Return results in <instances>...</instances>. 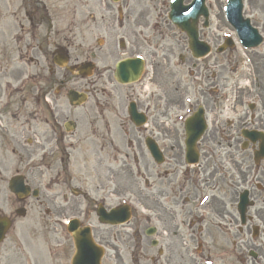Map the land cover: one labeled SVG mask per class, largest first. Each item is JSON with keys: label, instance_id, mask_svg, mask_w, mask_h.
<instances>
[{"label": "flooded vegetation", "instance_id": "1", "mask_svg": "<svg viewBox=\"0 0 264 264\" xmlns=\"http://www.w3.org/2000/svg\"><path fill=\"white\" fill-rule=\"evenodd\" d=\"M23 3L31 7L28 12L23 6L19 13V29L14 35L17 59L10 60L8 29L0 59V220L9 222L0 242V264H32L19 238L25 236V226L30 228L27 246L37 226L45 237L50 231L57 235L58 222L65 216H82V225L91 227L93 237L101 240L105 229L100 230L96 215L99 207L104 208L101 199L119 200L129 193L135 202L146 200V206L140 203L149 218L137 217L133 239L137 244L145 240L150 264H264V210L256 211L263 221L261 227L245 228L258 242V247H249L244 231L234 234L231 223L225 226L228 215L234 219L228 213L234 177L221 188L225 194L211 195L230 171L223 168L227 162L218 154L223 148L221 134L228 136L234 130V147L231 150L227 145L229 151L222 155L234 156L233 165L245 164L248 175L241 185L233 186L235 192L246 187L249 193L252 188L259 190L249 177L262 168L257 166L250 175V152L238 142L239 128L246 127L244 110L248 114L243 100L249 95L232 98L239 81L219 84L217 90L224 63L232 58L234 49L227 46L218 52L217 33L210 21L199 29L210 45L209 54L198 63L196 84L187 96L192 101L187 117L200 108L207 128L196 143V163L189 165L183 123L168 124L174 112L186 109L187 84L180 74L167 71L166 53L172 49H159L171 26L165 20L160 24L167 0ZM246 5L248 23L264 32V0H247ZM155 15L156 29L147 33L154 26ZM202 23L200 19V26ZM252 51L260 58L259 52ZM136 55L146 63L140 79L132 73L135 66L127 63ZM180 63L184 65V57ZM257 74L256 70L254 76ZM15 82L20 86L13 88ZM261 101L264 104L263 98ZM131 106L144 116L145 125L133 124ZM228 116L232 120L225 121L223 117ZM145 137L157 145L160 164L148 160ZM107 157L111 163L130 158L136 169L141 165L146 192L124 168L109 166L107 172ZM16 181H21V191H14ZM93 221L96 225L92 227ZM54 240L59 242L56 236ZM153 241L159 248L153 247ZM206 242L225 245L224 254L209 252Z\"/></svg>", "mask_w": 264, "mask_h": 264}, {"label": "rangeland", "instance_id": "2", "mask_svg": "<svg viewBox=\"0 0 264 264\" xmlns=\"http://www.w3.org/2000/svg\"><path fill=\"white\" fill-rule=\"evenodd\" d=\"M235 54H236V58H237L238 65H243L244 63H243V58H242L241 53H239V54L235 53ZM235 54H233V53L231 54V57H232L231 60L232 61H229V62H225L224 63L225 64V67L226 66H235L234 65V61H233V60H235V58H234ZM219 60H222L221 57L219 58ZM218 62L221 63L220 61H218ZM234 70H238V69L237 68H234ZM260 76L264 79V76L263 75H260ZM260 76L256 77V80H259ZM243 78H246V81ZM243 78H242V81L241 82L249 83V84H250V82H253V80L255 79V77L252 76V75H250L249 77H247V75H243ZM256 85H262V82H257L255 84V86ZM263 90H264V88H263ZM48 245H49V243H46L45 244V246H48Z\"/></svg>", "mask_w": 264, "mask_h": 264}]
</instances>
